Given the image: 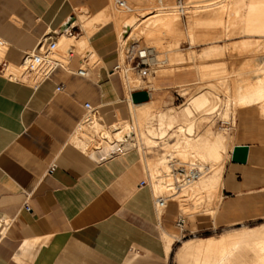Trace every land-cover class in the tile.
<instances>
[{
    "label": "crops",
    "instance_id": "0c3cea01",
    "mask_svg": "<svg viewBox=\"0 0 264 264\" xmlns=\"http://www.w3.org/2000/svg\"><path fill=\"white\" fill-rule=\"evenodd\" d=\"M110 2L0 0V264H171L174 258L175 232L184 230L185 218L176 225L181 210L171 199L157 213L138 150L96 158L72 141L82 134L84 103L111 127L148 102L133 103V91L150 96L144 86L124 84L116 21L103 20ZM49 41L58 64L47 74L25 80L5 74ZM80 66L84 75L76 72ZM256 107L235 110L209 226L264 218V119ZM235 145L248 147L245 162L231 160ZM166 232L176 235L169 249Z\"/></svg>",
    "mask_w": 264,
    "mask_h": 264
},
{
    "label": "bare ground",
    "instance_id": "6f19581e",
    "mask_svg": "<svg viewBox=\"0 0 264 264\" xmlns=\"http://www.w3.org/2000/svg\"><path fill=\"white\" fill-rule=\"evenodd\" d=\"M110 1L112 5L111 9L109 7L111 13L109 15H105L103 20L112 17L116 21L118 28L117 32L122 29V32H119L122 36L120 43V52L122 57L124 56L123 54L126 53L124 50L125 41L130 37V29L132 27L134 30L136 29V35H142L144 39L152 41L158 40L157 34L160 33V31L165 34L167 33V36L169 34L170 37L175 38H178L183 34V31L181 30L182 28L179 26V16L173 7L169 9V11H166V14H159L162 12L161 9H157L155 11L153 10L151 12L152 15H148L147 17H145V15V18L141 20L136 18L135 15L130 16L128 12L143 8V6L148 4L153 5L155 0L119 1L118 4L124 6L123 9L114 7L112 0ZM165 2L166 5L173 6L172 3H170V0H166ZM197 2H203L202 4L196 6V8L202 12L194 15L193 18H189L191 15H188V19L191 20H189L191 27L189 26L187 28L186 35L192 36L193 40L195 41H211V43L201 48V51L198 53V58L201 57V60L202 57H211L210 60L208 59L211 63L208 65L207 62L205 66L204 64H201L204 62H201L200 64L202 67L199 69L201 71L198 70L199 72L196 73L200 75V72H202V75H216V77L220 78L223 77L225 71L228 70L227 65L222 59V53L228 49L230 52V49L238 50L240 48L243 51H249L253 46L254 41H244L239 44L233 42L235 44L232 45L219 44L216 41L227 39L235 34L264 37V0H197ZM179 10L183 11V8H179ZM192 12L194 13V11ZM194 23L201 24V27L203 28L200 27V30L197 28L198 32L195 31L197 29L192 26ZM78 45L82 46V42H78ZM138 52L142 53L144 51L138 50ZM179 59L181 60L180 55L177 53L175 54L174 51V54L170 56L169 60L177 62ZM17 73V67L11 66L5 70V74L9 76L17 75ZM124 76V84L126 88L131 87L130 85L133 82L132 76L129 73H126ZM135 79L133 80L135 81ZM232 80L233 93L230 96V102L226 104V108L222 116H232L235 114V110L238 106L253 104H258L260 111L264 113V80L259 79L248 88H244L242 91L239 89L240 85L235 84L236 81L234 77H232ZM150 83L152 87H155V82L152 81ZM212 87H214V89L217 88H215V86ZM216 90H218V88ZM211 94L213 98H221V96L214 90H212ZM194 95L189 96L191 98L187 101L185 99L186 102L181 104V108L169 106L165 108L162 107L163 109L159 108L157 111H155L157 106L156 102L148 101L142 105V108L146 107V109L142 110V112H140L141 109L140 111L137 110L141 114H136L137 108H135V114L136 118H145L150 116L148 121L149 124L143 131L145 141L149 144L155 143L156 140L163 139L166 135H168L169 131L175 127H178V129L183 128V131L187 129V133L185 132L181 136L179 134L175 135L177 137L174 139V141L171 143L167 142V145L170 148H174L176 154L182 159L192 157L199 164L200 162H209L214 166L213 171L208 178L200 179V177L203 176V167H200L199 165L198 169L200 173L198 177L188 182H183L192 183L189 184L187 188V191L190 194L198 196L200 193L205 192L207 196L212 189L216 188V186H219L223 162L226 156L225 153L227 151L228 144L231 142V139L230 136H228L225 132L219 130L215 132L207 125L203 126V128L201 127L202 129L197 135L191 137V134H188V132L192 131V127H194V123L191 122L192 120L196 119L197 126H201L200 117L202 118V116L206 115L202 111H206L205 107L210 101V97L205 92L195 96ZM183 123L184 125H182ZM129 128V125L125 124L123 127H116L115 129H112L111 127L105 126L100 119L97 120L96 115H87L80 127L82 134L77 132L72 141L82 150L87 151L90 150L88 149L90 147L88 141L90 137L93 134H99L101 137V142L95 143L90 151L93 157L101 158L103 156L102 148L106 145L110 146L109 143L112 141H121L124 147L133 145L135 135H133L134 137H127ZM118 151L119 150H113L110 155H113L114 152ZM143 160V163H145L146 166H149L148 168L150 169L153 176L157 178L151 188L152 193H157L162 189L161 187L163 182L159 179V172L164 171V162L162 161V158L157 155L144 157L142 161ZM168 197L166 203L170 200ZM215 200L216 199H214V201ZM155 208H157L156 211L158 213L164 207H158L155 205ZM174 237L175 236L173 234L169 235L168 233L163 235L167 249H169ZM176 259L178 264H264V224L253 227L246 226L244 228L230 229L218 234L217 236L186 239L182 241L181 245L178 246L176 250Z\"/></svg>",
    "mask_w": 264,
    "mask_h": 264
},
{
    "label": "rangeland",
    "instance_id": "374dc122",
    "mask_svg": "<svg viewBox=\"0 0 264 264\" xmlns=\"http://www.w3.org/2000/svg\"><path fill=\"white\" fill-rule=\"evenodd\" d=\"M119 1H123V0H112V4L114 7L117 8L119 7L120 9H123L124 6L119 5L118 4ZM165 1L166 0H155V2L153 3L155 7L152 4H148L143 6V8L131 10L128 13L130 16L135 15L136 18L143 20V18L147 17L148 15H152L151 12L153 10L155 11L157 9H161L162 12H160L159 14H163V13L166 14L167 13L166 11H169V9L173 7L177 15L179 16V26L182 28L181 30L183 31V34L178 38H175V37H170L169 34L167 36V33L165 34L160 31V33L157 34L158 40L152 41V40L144 39L142 35L139 34L136 35V29L134 30L132 27L130 29V35H129L130 37L127 38L125 41L124 50L126 53H124L123 54L124 56L122 57L120 52V57H122L120 58L121 59L120 63H121L123 80L125 77L124 75L126 73H129L133 79L136 78L135 81L132 79L133 82L131 83L130 85L131 87L129 88H134L137 86L140 87L144 86L148 88L150 91V96L147 101L156 102L157 106L155 108V111H157L159 108L161 109L162 107L165 108L169 106H175L177 108H181L182 107L181 104H183V102L185 103L188 99L191 98L189 96L194 94L198 95L204 92L207 93V95L210 97V101L209 104L205 107L206 111L204 110L202 111L206 115L203 114L204 115L202 116L203 119L200 117L201 126L199 127L197 126L196 119L192 120L191 122L194 123L193 124L194 127H192L193 129L192 131H190L191 133L188 132V134H191L190 135L191 137L197 135L199 131L203 128V126L207 125L213 131L215 132L218 130L223 131L229 136L230 134L233 133L235 117L234 115L226 116V117H223L222 115L225 111L226 104L230 102V96L233 93L232 77H234L236 81L235 84L240 85L239 89L241 91L244 90V88H248L250 85L257 82L259 79L264 80V37L235 34L227 39L216 41L219 44H229V45L235 44L233 42H236V44H239L244 41L245 42L254 41V42H253V46L249 51H245V50L243 51L240 48L238 50L230 49L231 50L230 52L234 51L233 53H230L229 49L222 53V59L228 67V70L225 71L223 77L219 78L216 77V75H202L201 74L202 72H200L199 75L196 72L201 71L199 70L202 67L201 64L205 65L208 62L209 65V63H211L209 61L211 57H202L201 60L200 59L201 57L198 58L199 57L198 53L201 51V48L211 43V41H195L193 40L192 36L186 35L187 34L186 30L190 26L189 24L190 19H188V15L189 16L191 15L189 18H193L194 15L201 13L202 11L196 8V6L202 4L203 2H197V0H170V3H172L173 6H169L166 5ZM179 8H183V11H180ZM192 11H194V13ZM196 24L195 23L192 24V26L196 29L197 28L199 29L202 26L201 24H197V25ZM198 29L197 30L194 29V30L198 32ZM119 32L121 33L122 29H120ZM120 33H119V41L121 43L122 36ZM80 49L82 48L80 47ZM120 49H121V44H120ZM145 49H150L151 54H149L145 58V61L148 63L147 74L145 76H141L139 71L133 67L137 60V58H134V56L137 55L138 50H145ZM174 51L175 54L177 53L180 55L181 60L180 59L179 61L176 60L177 62L169 60L170 56L174 54ZM21 69H23V67ZM19 71L20 69H18V73H20ZM17 75L16 76L13 75L11 77H17ZM25 77L27 76H24L22 78L19 77V78L25 80L26 79ZM152 81L156 83L155 87L151 86L150 82ZM212 86H215V88L217 87L219 91L216 90L217 88L214 89V87ZM212 90L217 92L221 96V98H213L211 94ZM140 109L137 108L136 111L139 110L140 112H142V110H145L146 107ZM255 111L260 119H264V113H262V111H260L258 107L255 108ZM136 114H141V113L137 111ZM136 114H135V109L133 110L131 109L130 117H128L127 119H123L127 121L119 122L111 126L112 129H115L116 127H123L125 124H128L130 128L128 130L127 137L129 138L135 135V137L133 136L134 137L133 145L129 146L130 147L129 148V147H124L121 141L120 142L112 141L113 143L112 142L109 143L110 146L106 145L105 147L102 148L103 156L101 158L109 157L110 153L113 150H119L118 152L113 153V155H119L129 149L138 150L141 159H143L144 157H150L154 155L160 156L162 158V161L164 162L165 165L164 171L159 172L160 173L159 179L163 182L161 187L162 189L157 193L154 192L153 196L154 197L158 195L169 196L168 197L169 199L178 202L182 213L178 212L177 215L185 218L184 230L182 231L178 230L177 232H175V234L177 235V241H175V243L173 244V250L175 249L177 250L178 246L181 245L182 241L186 239L217 236L218 234L230 229L232 230L234 228L235 229L244 228L246 226L253 227L260 224H264V218H259L249 221H243L239 224H234L231 226H223V227L209 226L211 225L209 223V219H211L210 216L213 214V209L211 208L216 205V202L218 200V188H217L218 186L212 189L207 196L205 192L200 193L201 195L199 194L198 196L194 194L192 195L187 191L189 184L192 183L191 182L182 183L180 179L181 175L179 174L178 167L182 166L187 169L192 165H195L197 167H199L200 165V167H203V171H202L203 176H201L200 179L201 178L206 179L211 175L214 166L211 165V163L209 162H200L199 164L192 157L182 159L176 154L174 148L168 147L167 142L170 143L173 142L174 139L177 137L175 135L179 134L181 136L185 132L187 133V129L183 131V128L178 129V127H175L171 129L168 135H166L163 139L156 140L155 143H150V144L147 143L145 141L143 131L144 129L147 128L149 124L148 121L150 119V116H147L145 118L144 117L136 118ZM118 121H120V119ZM182 125H184V123ZM174 132L177 134H175ZM88 141L90 146L88 149L91 150V148H93V145L95 143L101 142V137L99 136V134H93ZM232 141H233V136L231 142L227 146V151L225 153L226 156L224 158L225 162L228 157V152H229L228 149L232 144ZM150 145H152L153 147ZM90 150H87V154L89 153L92 155ZM144 167H145L146 179L148 180V183L152 188V185L157 178L153 176L150 169L148 168L149 166H146L145 164ZM214 199L216 200L214 201ZM169 203H171L170 200ZM216 208L214 215L216 213ZM158 213H160V211ZM192 215H195V217L193 219H190ZM176 235L174 236L176 237ZM176 250L174 252V258L172 257L171 264H178L176 259Z\"/></svg>",
    "mask_w": 264,
    "mask_h": 264
},
{
    "label": "built area",
    "instance_id": "2783aa9c",
    "mask_svg": "<svg viewBox=\"0 0 264 264\" xmlns=\"http://www.w3.org/2000/svg\"><path fill=\"white\" fill-rule=\"evenodd\" d=\"M47 47L44 51L41 52H31L27 55L25 60L23 61L22 67L20 68V73L15 78L31 76L34 78H40L47 74L56 64H58L57 59H54L52 54L56 47V43L54 41H49L47 43ZM3 45V41L0 39V46ZM144 52H138L134 58H137L134 68H136L141 76H145L147 74V65L148 63L145 61V58L151 54L150 49L143 50ZM73 56L72 51H69L64 56V61L69 62ZM76 72L80 75L85 74V69L83 66H80ZM16 76V75H14ZM19 76V77H18ZM57 87V89H59ZM84 108L86 109V115H96V110L89 103H84ZM179 174L181 175L180 179L183 182H188L190 180L196 179L200 173L197 166L192 165L189 168H184L182 166L178 167ZM168 196L158 195L154 197V204L158 207H165L166 200ZM26 209L29 210V207L26 206ZM183 224V218L179 217L176 220V225L181 226Z\"/></svg>",
    "mask_w": 264,
    "mask_h": 264
},
{
    "label": "water",
    "instance_id": "95a60500",
    "mask_svg": "<svg viewBox=\"0 0 264 264\" xmlns=\"http://www.w3.org/2000/svg\"><path fill=\"white\" fill-rule=\"evenodd\" d=\"M149 98V93L145 89H138L131 93L133 103L145 102ZM248 147L246 145H235L231 151V160L239 163L246 161Z\"/></svg>",
    "mask_w": 264,
    "mask_h": 264
}]
</instances>
